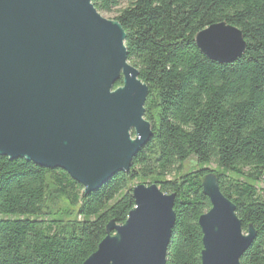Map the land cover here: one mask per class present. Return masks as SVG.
I'll list each match as a JSON object with an SVG mask.
<instances>
[{"label":"trees","instance_id":"1","mask_svg":"<svg viewBox=\"0 0 264 264\" xmlns=\"http://www.w3.org/2000/svg\"><path fill=\"white\" fill-rule=\"evenodd\" d=\"M91 2L100 13L117 10L127 59L147 87L152 136L127 172L89 194L60 169L0 155V264H82L109 221L125 222L134 181L175 195L165 264H201L197 220L210 207L201 189L209 171L243 232L255 231L240 264H264V192L256 186L264 179V0ZM220 22L246 42L231 63L209 60L195 44L197 32ZM189 159L195 166L186 170Z\"/></svg>","mask_w":264,"mask_h":264},{"label":"water","instance_id":"2","mask_svg":"<svg viewBox=\"0 0 264 264\" xmlns=\"http://www.w3.org/2000/svg\"><path fill=\"white\" fill-rule=\"evenodd\" d=\"M124 37L91 0H0V155L60 169L85 194L127 172L153 130L143 117L147 87L127 59ZM194 40L205 57L222 64L241 57L246 46L240 29L225 22ZM201 189L210 203L197 220L201 264H240L254 229L243 232L214 172L203 176ZM132 197L125 222L109 221L82 264H165L175 195L139 183Z\"/></svg>","mask_w":264,"mask_h":264},{"label":"rangeland","instance_id":"3","mask_svg":"<svg viewBox=\"0 0 264 264\" xmlns=\"http://www.w3.org/2000/svg\"><path fill=\"white\" fill-rule=\"evenodd\" d=\"M102 16H104L105 18H108V19H112L116 14H117V10H113L111 12H101ZM195 166V162L191 159L187 160L185 163H184V169L188 170L192 167ZM207 168L209 169H213L214 168V165L213 164H210V165H207L206 166ZM170 177V176H169ZM167 177V178H169ZM136 184H139L138 181H134L133 182V185H136ZM259 192H264V179L260 180L257 184H256Z\"/></svg>","mask_w":264,"mask_h":264}]
</instances>
